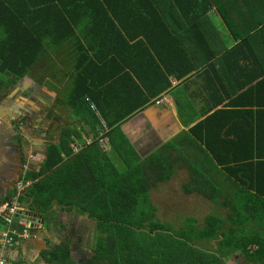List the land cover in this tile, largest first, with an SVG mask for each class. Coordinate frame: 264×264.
<instances>
[{
    "label": "trees",
    "instance_id": "1",
    "mask_svg": "<svg viewBox=\"0 0 264 264\" xmlns=\"http://www.w3.org/2000/svg\"><path fill=\"white\" fill-rule=\"evenodd\" d=\"M79 1L0 2V35H4L0 39V77L2 74L13 77L6 85L16 83L18 79H15V74L24 77L29 73L38 56L44 52L43 49L39 50V46L45 49L43 41L46 32L49 35L53 32L51 45L55 48H60L71 38H74L71 41L73 46L81 45L85 48L82 41L90 35L87 40L90 49L94 44L107 45L111 38L109 33L113 32L126 45L125 37L131 38L130 33L133 31L144 35L149 42L153 38L160 43L166 41L174 45L175 54L171 59L175 65L169 72L176 74L179 79L198 68L203 58L211 60L215 56L208 45L209 37L200 28L202 21L199 19L206 16V9L212 5L209 0L199 6L196 5L198 3H185L182 0H93L90 3L91 10H98L97 15L105 18L95 19L97 24L105 25H98L94 31H86L82 23H72L69 12L78 8V5L82 7ZM194 7L198 11L190 10ZM191 14L195 17L189 21L190 25L180 26L177 16L189 19ZM223 17L234 39L241 40L228 52L227 57H237L236 61L239 62L242 59L240 56L252 52L251 43L243 40L244 32L235 29L224 12ZM206 20L203 19V22ZM103 32L108 33V36L104 37ZM40 34L43 36L38 39ZM135 77L140 79L138 75ZM260 77H264V73L257 72L254 75V79ZM105 81L98 84L89 82L86 77L81 80L78 78L72 97L70 89L67 105L71 108V104H78L86 97L92 98V89L106 86L108 83ZM150 83V87L159 88V91L171 87L167 78L159 80L154 75ZM259 84L251 87L250 101L244 99L248 90L242 91L239 94L241 97L229 108L214 112L191 131L196 137L191 141L198 144L210 165L219 171L232 188L231 194L227 195L228 199L221 204L230 205L234 210L233 217L237 218L234 223L239 224L247 216L256 223L264 222V99L258 97V93L264 90V83ZM135 86L141 93L140 100L135 102V109L140 110L152 103V100L142 94L140 84L135 82ZM143 87L147 88V85ZM219 103L220 100L213 103L214 109ZM116 130L107 135L110 136L114 153L121 157V165H115L113 158L99 147L98 141L79 153H73L70 134L69 139L63 138L60 144L47 147L45 162L40 171H28L25 175V179L32 182L24 193L25 197L33 200L32 207H35L38 214L47 213L54 206L75 210L95 220L103 234L105 231L108 233L106 239H98L96 255L90 264H205L210 256L196 245L187 229L175 231L172 226L155 220L157 209L152 205L148 191L155 183L169 180L173 164L165 163L163 156L152 157L150 159L154 168L150 167L151 170L146 172L147 165L136 156L127 138L117 137ZM77 136L80 138V133ZM185 158L183 155L179 157L180 160ZM110 172H115L117 176L107 178ZM198 174L202 178L185 186L188 194L195 191L203 193L211 187L207 175L202 171ZM218 192H222L221 188ZM215 195L204 197L219 204ZM193 223L190 220L189 226ZM224 224L217 217H209L205 225L207 227L197 232L198 239L225 237V246L229 236L223 231ZM192 229L195 236L196 230L194 227ZM247 238V242L239 244L237 240L233 246L247 250L256 246L253 257L264 264V239L259 240V233ZM253 238L257 242L252 241Z\"/></svg>",
    "mask_w": 264,
    "mask_h": 264
},
{
    "label": "crops",
    "instance_id": "2",
    "mask_svg": "<svg viewBox=\"0 0 264 264\" xmlns=\"http://www.w3.org/2000/svg\"><path fill=\"white\" fill-rule=\"evenodd\" d=\"M92 1L81 0L79 3L81 2L82 7L78 5V8L69 12L72 23L74 25L82 23V27L87 28L86 31H94L98 25H105L96 23L95 19L105 20V18L97 15L98 10H91L90 3ZM182 1L198 3L196 4L198 6L206 4L205 0ZM209 1L212 5L206 9V16H201L199 19L202 21L200 28L209 37L208 45L214 51L215 56L211 60L203 58L199 62L198 68L180 79L176 77V74L169 72L175 65V62L171 60L175 54H173L174 45L166 41L160 43L153 38L149 42L144 35L133 31L130 33L131 38L125 37L128 43L126 45L122 38L117 37L113 32L109 33L111 38L107 45L94 44L90 49L87 45L90 35L85 41H82L85 48L81 45L73 46L71 41H74V38L61 45L60 48H55L51 45L53 32L50 35L46 32V38L43 41L45 49L39 46V50L43 49L44 52L38 56V60L29 71L31 79H24L23 84L18 87L25 90L37 86L44 96H40L41 99H39L33 94L29 95V99H27L25 95H22L24 99L18 104V111L23 113V111L28 112V109L38 110L37 103L39 101H41V105L46 106V101H51V96L57 98V93L53 94L47 90L50 85L45 86V80L48 83L54 82L58 87L59 84H71L72 97L78 78L81 80L86 77L89 82L98 84L106 79L105 83H108L106 86L92 89L94 90L92 98L86 97L78 104H71V111L76 116L75 120L69 124L73 153H79L97 141L99 134L107 135V133H113L117 128V137L128 139L136 156L147 165L146 172L151 170L150 167L154 168L151 164L153 161L150 159L152 157L163 156L165 163L173 164V171L168 181L171 183L179 181L181 188L179 191H174L171 188L159 189L160 183L164 184L168 181L155 183L156 185L148 191L153 206L155 205L151 200V195L157 189L166 194L173 192L172 196H197L202 201L203 199L208 201L204 195H213L220 188L226 195L231 194L232 188L228 182L224 180L217 169L210 165L198 144L191 141L196 138L191 131L214 112L229 108L228 106L241 97L239 94L242 91L248 90L244 99L250 101L251 87L264 83V77L254 79L257 72L264 73V0ZM234 3L239 4L235 5ZM197 7L190 10L198 11ZM223 12L235 29L241 33L244 32L243 40L250 41L253 49L248 55L240 56L239 58L242 59L239 62L236 61L237 57H227L228 52L241 40L236 41L230 33L224 21ZM193 17L191 14L187 19L180 15L177 16V20L180 26H188ZM203 19L207 20L203 22ZM102 34L104 37L108 36V33L103 32ZM1 36L4 35L1 34L0 39H2ZM42 36L40 34L37 38ZM105 62L106 64H104ZM41 64L44 68L37 70ZM49 65H54L51 66L50 71L45 68ZM63 66L68 69L66 72ZM57 70L58 72H56ZM34 72L38 74L34 75ZM66 73L68 74L67 80H65ZM88 75L90 77L87 78ZM135 75H138L141 80ZM153 75L159 80L167 78L171 87L162 91L154 86L150 87ZM11 77V75L5 76L6 79ZM0 81L4 83L3 80L0 79ZM82 82L86 85V82ZM135 82L142 87V94L149 96L152 100V103L140 110L135 109L137 106L135 102L141 98V93L136 88ZM20 83L7 85V88L3 90L7 91L9 99H14L12 95L17 92V89L13 88ZM42 84L44 87H41ZM145 85L147 88L143 87ZM253 97L256 98L254 95ZM258 97L264 99V90L258 93ZM0 99L2 98L0 97ZM218 100H220L219 106L214 109L213 103ZM39 124V120L34 119L29 123L35 130H38ZM66 127L68 126L63 123L62 129L68 134L70 130ZM6 130L12 131L9 126L3 129V131ZM78 133H80V138L77 136ZM48 136L47 132H40L30 135L27 139L25 155H28V159L24 160L26 161L25 168L23 167L24 176L28 171H40L45 160L39 163L40 165L36 169L37 165L31 166V157L44 145L43 159L45 158L47 149L45 143L48 141L46 139ZM108 138L110 142V136ZM198 143L200 144V142ZM200 146L204 148L202 144ZM99 147L113 158L116 166L121 165V157L114 153L111 142L107 146L99 144ZM182 150L188 151V157L180 160ZM196 150L200 152L201 156L198 161L195 160L196 153H194V159L189 158V155ZM10 160V157L0 155V207L9 201L8 198L10 199V195L4 194L1 187L3 167L9 164ZM28 160L29 163H27ZM189 161L201 165L200 171L210 179L211 187L206 192L187 193L185 186L197 179L196 175L190 174ZM175 166L179 168L178 171L175 170ZM166 172L170 173V171ZM113 176L116 177L117 174L110 172L106 177L112 178ZM194 178L195 180H193ZM213 186L216 188L214 189ZM211 203L215 209L202 221L193 216L187 217L184 220V225L178 230H174H188V234L194 239L196 245L201 248L204 254L210 256L205 260V264H261L253 257L254 251L257 249L256 246L249 247L247 250L236 249L233 245L237 240H239V244L245 243L248 241L247 237L255 236L258 233L259 240L264 239V222L256 223L250 216H247L242 219V223H234L237 218L233 217L234 210L232 211L230 205H218L212 201ZM19 204L21 206L19 215L14 218L12 225L9 226L4 218H0V239L3 233L15 231L12 234L13 246H0V255L6 258L8 264H90L91 259L96 255L98 243V240H95V232L98 227L95 220L90 219L86 214L80 215L75 210H63L60 206H54L47 213L38 214L35 212V207H32L33 200L28 197L21 198ZM170 205L172 204L170 203ZM209 217H217L224 221L223 231L229 236V242L225 246L223 245L225 237L211 240L198 239L197 232L207 227L205 225ZM20 219L26 220L28 226L19 225L17 221ZM190 220L194 221L191 226H189ZM193 227L196 230L195 236ZM254 239L252 241L257 242Z\"/></svg>",
    "mask_w": 264,
    "mask_h": 264
},
{
    "label": "rangeland",
    "instance_id": "3",
    "mask_svg": "<svg viewBox=\"0 0 264 264\" xmlns=\"http://www.w3.org/2000/svg\"><path fill=\"white\" fill-rule=\"evenodd\" d=\"M51 66H54V65H49V66H46L45 68L50 71ZM42 68L44 67L41 64L37 70H41ZM63 68L65 72L68 70L65 66H63ZM56 72H58V70ZM33 74L37 75L38 73L34 72ZM65 75H66L65 80H67L68 74L66 73ZM15 76H16L15 79H18L16 82L17 83L21 82V83L16 85V87L13 88V89H17V92L12 95V98H14L13 100L9 99V101H11L12 103L11 106L13 105L17 106L19 103H21V101H23L24 99L22 95H33L37 93L33 87L27 88L25 90L18 88L23 84L24 79L26 78L31 79V77L29 76V73L25 75L24 77L17 76V74H15ZM0 79L3 80L4 82L3 86L0 87V89H4V88H7L6 84L9 82V80L13 79V77L6 79L5 76L2 74ZM70 85L71 84H67V85L59 84V87H58L57 85L54 84V82L48 83L45 80V86H49L47 87L48 88L47 90H50L53 94L57 93L58 95L57 98L51 96V99H50L51 101H46V106L47 107L50 106L53 109V113L57 117L58 122L52 123V122H48L47 120H45L43 123L39 124V128L43 132H47V135H49L48 137H46V139L48 140L45 143L46 146L49 145L48 142L51 139H52V142L50 143L57 145L61 143L63 137L67 139L70 138L69 135L71 134V127L69 126V124H71L76 118V116L72 113L71 108L67 105L68 95L70 94ZM41 87H44L43 84L41 85ZM38 90L40 91V89ZM37 97L41 99L39 93H37ZM63 123H65V125L68 126L66 127V129L68 128L70 130V133L66 134V131L62 129ZM76 143H78V141H76ZM181 152L184 157H188V151L182 150ZM194 153H196L197 155L195 158L196 161L201 159V156L199 155L200 152H198L197 150L193 151V153L189 155V158L194 159V156H195ZM200 168H201V165H196L194 164V162L189 164V169L191 170L190 174L196 175L197 179L202 178L201 174H198L200 173ZM177 169L179 168L175 166V170ZM193 180H195V178ZM162 188H171L174 191H179L181 188V184L179 181H173L172 183L168 181V183L159 184V189H162ZM172 195H174L173 192L172 194H166V193H162L158 191L157 189L154 193L152 192L151 200L157 208L155 220H158L162 224L172 226L175 230H178L180 227L184 225V220L187 217L193 216L197 218L199 221H202L205 216L211 214L215 209V206L211 203V201L209 200L207 201L204 199L202 201L201 198L197 196H184V195L172 196ZM214 198L219 200L220 203L218 205H221V203L225 199H228V196L226 195L224 191H222V192H217ZM170 203L172 205H170ZM95 233H96V239H95L96 241L100 237L101 239H106V237H108V233L105 231V234H103L102 229H99V227H97V231Z\"/></svg>",
    "mask_w": 264,
    "mask_h": 264
},
{
    "label": "flooded vegetation",
    "instance_id": "4",
    "mask_svg": "<svg viewBox=\"0 0 264 264\" xmlns=\"http://www.w3.org/2000/svg\"><path fill=\"white\" fill-rule=\"evenodd\" d=\"M33 88L40 96H44L43 92L37 89V86H34ZM3 90H5V88L0 89V97L2 98L0 99V155L10 157L11 160L9 164H6V169H3L4 174L1 187L2 191L5 192L4 194L12 195L20 176L25 171L24 165L26 164V161L24 160L28 159V155H25V152L20 146L23 145L24 147H27V139L30 135H36L43 132L39 128L38 130L33 129L29 123L33 119L39 120L40 123H43L45 120L57 123L58 119L54 115L53 109L50 106L47 107L41 105V101L37 103L39 106L38 110L28 109V112L23 111V113H20L18 111V105L11 106L12 103L8 98L9 94L7 91ZM37 93L34 94V96H37ZM25 97L29 99V95H25ZM8 123H11L17 131L19 130V132L16 133V131L9 130L3 131V129L8 128ZM50 142H52V139ZM49 145L47 147H49ZM43 147L33 155V160L31 161L32 167L39 165V163L42 162ZM27 163H29V160Z\"/></svg>",
    "mask_w": 264,
    "mask_h": 264
},
{
    "label": "built area",
    "instance_id": "5",
    "mask_svg": "<svg viewBox=\"0 0 264 264\" xmlns=\"http://www.w3.org/2000/svg\"><path fill=\"white\" fill-rule=\"evenodd\" d=\"M99 143L101 146H107L109 144V138L106 134H99ZM24 189L23 181L18 184V189L16 196L11 200V202L6 203L0 207V218H4L6 223L10 226L14 222V218L18 217L20 211V204H19V196ZM19 225L28 226V223L24 219H20L17 221ZM15 231L5 232L2 234L0 239V246L1 247H11L13 246V237L12 234ZM0 264H8L6 258L0 255Z\"/></svg>",
    "mask_w": 264,
    "mask_h": 264
},
{
    "label": "clouds",
    "instance_id": "6",
    "mask_svg": "<svg viewBox=\"0 0 264 264\" xmlns=\"http://www.w3.org/2000/svg\"><path fill=\"white\" fill-rule=\"evenodd\" d=\"M8 126L10 127V123H8ZM10 129H12V131H17V129L12 125V127L10 128ZM19 129H21V128H19ZM17 132H19V130L17 131ZM99 137L97 138V141L99 142ZM110 143V142H109ZM100 144V143H99ZM101 145V144H100ZM104 149V148H103ZM33 160V157H31V161ZM43 160H45V158L43 159ZM42 160V161H43ZM40 165V164H39ZM39 165H37V168L36 169H38V167H39ZM35 169V170H36ZM21 181H23V185H24V189H23V191L21 192V195L19 196V201H20V199L21 198H23V197H25V195H24V193H25V191L27 190V188L28 187H30L31 185H32V182L31 181H27L26 179H25V176H24V172H23V174L20 176V178H19V180H18V182H17V184H16V187H15V189H14V193L12 194V195H10V199L8 198V202H6V203H9V202H11V200L16 196V193H17V189H18V184L21 182ZM3 203L5 202V201H2ZM6 203H4V204H6ZM3 204V205H4Z\"/></svg>",
    "mask_w": 264,
    "mask_h": 264
},
{
    "label": "water",
    "instance_id": "7",
    "mask_svg": "<svg viewBox=\"0 0 264 264\" xmlns=\"http://www.w3.org/2000/svg\"><path fill=\"white\" fill-rule=\"evenodd\" d=\"M8 126V125H7ZM12 127V124L10 123V128ZM16 133H17V131H16ZM15 140V139H14ZM22 149H23V151L25 152L26 151V148L27 147H24L23 145L22 146H20ZM3 169H6L5 168V166L3 167Z\"/></svg>",
    "mask_w": 264,
    "mask_h": 264
}]
</instances>
